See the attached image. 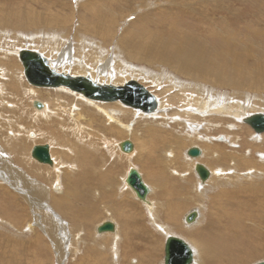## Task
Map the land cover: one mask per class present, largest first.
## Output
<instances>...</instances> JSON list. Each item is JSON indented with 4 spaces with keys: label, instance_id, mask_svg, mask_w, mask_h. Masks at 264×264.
<instances>
[{
    "label": "rangeland",
    "instance_id": "rangeland-1",
    "mask_svg": "<svg viewBox=\"0 0 264 264\" xmlns=\"http://www.w3.org/2000/svg\"><path fill=\"white\" fill-rule=\"evenodd\" d=\"M100 9H105L110 15L116 16L115 21L110 25H104V23L99 25L100 29L102 27L106 34L108 33L104 38L102 35L90 34L89 26H86V23L90 22H92L90 27L94 25L93 21H96L94 17ZM143 17L150 19L151 25H145L144 29L151 30V34L165 37L170 34L167 39L175 34L172 36V40L182 42L184 38L188 39L195 50L199 52L206 49L207 53L216 54L222 45H228L233 52L241 54L239 56V60H241L245 57L244 55L264 43V33L259 32V29L264 28V0H0V159L5 160L4 164H1L3 167L0 166V264H148L149 253L152 250L155 252V264H164L165 236L174 231L173 234L185 238L182 237L179 229L186 231L187 225L183 221L189 211L200 208L206 215L204 218L207 219L210 209L215 211V217L222 216L220 214H223L225 207L232 210V207L227 205L230 204V195H226V192L222 194L216 190L211 192L212 189H216L214 184L217 177L208 183L205 189L199 190V185H197L199 179H196L197 175L191 169L188 160L191 158L186 156L185 151L189 147L197 145L205 151L201 160L208 165H210L209 160H211L212 152L206 150L205 146L200 144L197 139V130H200V125L195 124L197 127H193L192 124L180 121L177 117H185L200 124L205 121L195 113L200 112L201 105H206L205 103L208 102L211 95L213 97H216L214 94L226 95L228 98L240 101L244 100L245 95L248 94L255 100L262 98L261 101L264 102V89L235 88L223 83L221 86H216L193 76H183L175 70H171L170 67L162 65L168 69V76H166L168 80L172 81L171 75L181 82L182 85L177 84V91L159 95V89L163 90V86H169L167 82L166 84H162L163 82L157 84L159 89L151 80H145L146 78H140L139 82L154 93L158 100L171 95V105L173 106H168L164 115L148 117L142 116V114L137 115L136 110L115 103L125 107L128 111L125 112L122 119L125 123L127 122L129 130L128 133L121 134L118 126H112L113 121L109 120L108 116L102 112L104 107L99 108L93 104L86 106V102L79 96L68 92L32 87L24 73L22 81H13V72L23 70V66L15 54L16 50L37 46L50 57L53 48L63 42L64 38L48 39L47 31L60 32L65 40H68L65 46L68 47L72 44L71 49L69 48L70 53L88 55V52L90 56L94 57L101 47H107L109 55L113 56L117 54L115 49L121 50V38L128 36V32L133 30L132 25ZM213 19L217 22L224 19L229 20L231 26L225 30L227 33L226 37L224 36L227 38L226 42L213 43L209 40V29L213 25ZM45 20L47 22L54 20V22L49 25ZM158 23L160 24L158 25ZM171 24L174 27H171ZM175 26H177V30ZM179 28L183 30H179ZM213 28L217 29V26H213ZM167 29L169 30L167 31ZM111 36L113 37L111 38ZM82 37L92 39L91 41L94 43L101 41L103 46L87 45L89 48L87 52L80 51L81 46L85 44H81ZM251 45H255V47L251 48ZM76 48L78 49L75 51ZM261 52L264 53V49ZM122 58L137 68V71L146 67L141 72L146 69L156 74L160 71L163 72V67L158 65L130 61L125 54L122 55ZM260 60L264 61V58ZM14 66L19 70L18 68L17 71L14 70ZM6 67H8L11 76H7L5 73L3 68ZM122 81L119 82L122 83ZM255 81L256 78L251 80L250 86H253L252 83ZM28 87L39 91L35 99L51 104L52 114L45 119L33 118V111L36 109L30 98L35 94H30L29 91L24 93V89ZM258 87H264V79L261 80V85ZM180 89L187 94L181 93ZM184 95H189V98L193 95L194 98L188 101ZM253 98L252 100L255 101ZM109 103L104 105H114L113 102ZM185 105L187 108H191L189 109L191 110L190 115L185 113ZM257 106L261 107L259 104ZM207 109L203 108L202 112L215 113L212 112L214 111L212 107L207 106ZM101 112L103 114L100 116ZM182 112L185 113V116ZM193 114L200 117L201 120L199 121L198 118L195 121ZM213 114L210 117H213ZM168 116H172L174 122H171ZM208 119L213 120L216 124L223 122L222 124L227 126L226 119ZM235 123L239 125V129L242 128V125L245 126L243 132L235 133L242 150L255 146L260 152L264 151V142L254 143L252 141L254 139H251V135L252 132L253 134L255 132L248 124L245 125L244 122L237 121ZM222 130L228 132L223 127L217 128L214 130L215 132L212 131V140L216 143H225L224 140H218V136L226 133L219 132ZM131 131L132 133L129 134ZM40 132L42 136L38 134ZM262 134L264 138V133ZM255 136L257 134L253 135V138ZM126 139H130L135 144L136 152L131 156H126L128 154L125 155L116 146L118 141ZM35 144L50 145L53 159H55L54 163L58 161L60 164L58 172L56 168H50L31 157V150ZM220 147L225 152H230L228 148ZM249 152V158L259 156V159H264V154H258L259 152L254 154L251 150ZM230 162L227 160L222 164L219 163V167L227 169L229 176L233 173L232 177L227 175L226 179L220 180V182L226 181L229 186L234 183L237 188L230 186L231 189L245 188L249 195L264 198V193L256 191L258 187L264 189V167L254 166L253 169H258L257 171L262 173L255 174V176L258 175L256 178L251 176V180L247 178L239 180L237 176H240V172L245 169L241 167L235 171ZM241 163L244 162H240V166ZM132 164L133 167L139 169L146 184L148 183L151 188L149 198L155 206L152 210H148L143 202L130 194V188H126L124 184V175L132 167ZM55 167L58 168V164L55 163ZM12 171L16 174L13 175ZM21 176L22 181H28L26 184L19 182ZM234 176L237 177V182L236 178L234 180ZM35 180L42 183L44 190L34 187ZM27 190L29 192L25 193ZM203 192L204 196H207L205 202L200 200ZM218 194H220V199ZM29 196L33 200L39 199V203L44 206L39 210L41 211L40 220L37 222L39 224L36 223L33 215ZM237 196L244 198L242 194ZM214 197H216V201L213 202L212 198ZM57 202H62L64 206L69 205L73 208L61 209ZM84 209L85 211L93 210V212L90 216L85 217L81 215ZM257 210L259 211L260 208L254 212ZM199 219L201 216L197 220L199 221ZM105 220L117 221L116 223L120 226V240L115 239L114 234L97 233L96 227ZM221 220H223L221 225L227 221L224 214ZM167 225L172 229H166ZM249 225L254 236L258 229L264 230V223L255 222V219H251ZM148 235L155 240V246L146 240ZM115 242L121 245L114 244ZM114 245H117L116 250ZM244 256V254L237 255V259ZM261 261H264L262 252L243 264H256ZM194 263L197 264V262Z\"/></svg>",
    "mask_w": 264,
    "mask_h": 264
},
{
    "label": "bare ground",
    "instance_id": "bare-ground-1",
    "mask_svg": "<svg viewBox=\"0 0 264 264\" xmlns=\"http://www.w3.org/2000/svg\"><path fill=\"white\" fill-rule=\"evenodd\" d=\"M183 7H184V5H183ZM94 18L96 19V21L95 20L93 21L94 22L93 26L90 27L92 22L86 23V26H89L88 32H90V34L94 33V34H98L100 36L102 35L103 38L106 37L108 35V33L106 34V31H104L102 29V27L100 29L99 25H102L103 23H104V25L105 24L110 25V23L115 21L114 19H116V16L110 15L109 12H107V10H105V9L104 10L100 9L98 14ZM149 21H150V19L148 17H143L140 20L136 21V23H134L131 27L133 30L128 32V36H123L121 38L122 44L120 45V48H121L122 52H121V50L120 51L118 50L119 48L115 49L117 54H115L113 56L109 55L108 50L106 49L107 47L106 48L101 47L102 49L100 48V51H98L94 57L90 56L89 53L87 52V50L89 49V48H87V45L103 46V44L101 43V41L99 43H94L93 41H91L92 39L91 40L86 39L85 37H82V40H81L82 43L81 44H83V43H85V44L83 46H81L82 48L80 51H86L88 55H86V54L77 55V54H75V52L70 53L69 48L72 47V44H71V46L66 47L65 45L67 44L68 40H65V37L63 35H61L60 32H54L53 33L52 31H51L52 33L47 31V38L48 39H51V38H62L63 39L64 38V40H63L64 43L61 42V44H59L57 47H54L50 57L47 56L46 53H44L42 51V49L37 47V46L31 47L29 49L38 51L40 54L44 55L48 59L49 64L53 68H55L58 72L71 74L73 76H90L92 78V80L98 84H114L116 86H120L129 80L140 81V78L141 79L146 78L145 80H147V79L151 80L152 82H154L155 85L160 84L162 82H163L162 84H166V82H167V84H169V86H163L164 87L163 90L159 89V87L157 85L156 88L159 89V91L157 90L159 92V95H161L162 93L166 94V92L170 93L174 90L177 91V87H178L177 84L179 83L180 85H182L180 81L173 78L174 76L171 77V75H170V78H172V81H170L166 78V76H168V71H167L168 69L165 68V66L170 67L171 70H175L177 73L182 74L183 76L184 75L185 76H193L195 78L205 80V81H207L213 85H216V86L217 85L221 86V84L223 83L225 85L228 84V85L235 87V88H241L242 87V88H248L250 90L264 89V87H258L261 85V80L264 79V61L260 60V59L264 58V53L261 52V50L264 49V43L262 45L259 44V46L255 47V45H256V43L254 42L255 40L252 41L255 43V45L254 46L251 45V48L253 46V47H255V49L252 52L249 51L250 53H248L247 55H244L245 57L243 59L239 60V56L241 54L233 52L232 48L228 45H222L221 49H219L216 54H211V53H207L206 49L203 52L196 51L194 46H192L191 42H189L188 39L184 38L185 35H184V37H182V38H184V40H182V42L175 41L174 39L172 40V36H174L175 34L171 35V37L169 39H167L168 38L167 36L168 35L170 36V34H168L166 37L163 35H161V36L153 35V34H151V30L148 31L147 29H144L145 25H147V26L151 25ZM53 22H54V20H50L47 23L49 25H52ZM151 23H154V22L151 21ZM33 24L35 25L34 21H33ZM159 24L160 23H158V25ZM95 26H97L99 29L96 28ZM167 26H168V24H167ZM213 26H217V29L213 28ZM230 26H231V24L229 23V20L224 19L221 22H217L215 19H213V25H211V27L209 29L210 30V33H209L210 39L209 40L212 41L213 43H215V42H218V43L219 42H223V43L226 42L227 38H224V36L227 35V33L225 32V30L228 27L230 28ZM171 27H174L173 24H171ZM176 27L177 26H175V29H176ZM109 28H111V27L109 26ZM150 28H151V26H150ZM158 28L160 29V27H158ZM104 29L106 30V28H104ZM181 29L182 28H179V30H181ZM119 30H120V28H119ZM164 30H166V29H164ZM168 30L169 29H167V31ZM232 30L233 29L231 28V31ZM143 32H145V33H143ZM164 32H166V31H164ZM259 32L261 34L264 33V28L259 29ZM109 33H111V32H109ZM162 33H163V31H162ZM182 34H183V32H182ZM178 35H180V34H178ZM191 35H189V36H191ZM120 36H121V34H120ZM112 37L113 36H111V38ZM103 38H102V41H103ZM218 38H220V39H218ZM100 40H101V38H100ZM109 40H111V39H109ZM230 40H231V38H230ZM232 40H234V39H232ZM111 41H113V40H111ZM105 45H107V44H105ZM95 48H98V47H95ZM23 49H27V48H20V50H23ZM77 49L78 48H76L74 50L76 51ZM20 50L15 51V54H17V56L19 55ZM123 54H125L128 57V59H130V61L133 60V61H137V62H146L149 64L158 65L161 68L163 67L162 68L163 72L160 71L158 74H156L154 72L155 73L154 74L153 72H150L149 69H146L145 71L141 72V70H143L146 67L140 68V70L137 71V68H134L133 66L130 65L131 63L127 62V60L122 58ZM18 58H19V56H18ZM21 65H22V63H21ZM162 65H165V66H162ZM6 68H3L5 73L7 74V76H11L10 71L8 70V67H6ZM13 68H14V70L17 71L18 67L16 68L14 66ZM18 70H19V68H18ZM23 73H24V68L22 71L19 70L18 72L14 71L13 74L11 73L12 77H13V81H18V82L22 81L23 80ZM255 78H256V81L252 83L254 87L250 86L251 80H254ZM8 79L12 82L10 77H8ZM122 80H124V81H122ZM119 81L120 82L122 81V83H120ZM257 83H258V85H257ZM152 85H153V83H152ZM32 87L31 88L28 87V88L24 89V93H28V91H29L30 94H33V93L35 94L34 96H32L30 98V101L33 103L35 100H38V99H35V97L39 94V91H37L35 88H32ZM167 88H168V90H167ZM45 89H54L56 92H66V93L68 92L70 94L77 95V96H79V98H81V100L86 102L85 103L86 106L89 104H93V105L98 106L99 108L104 107V108H102V112L105 113L106 116H108L109 120L113 121L112 126H115V127L118 126L119 132H121V134L128 133V130H129L128 124H126L127 122L125 123L122 119V117H124L123 115L125 114V112L127 110L125 108L126 106L124 104H122L120 101L113 102L114 105H104L105 104L104 102H98V101L88 99V98L84 97L82 94L76 93V92H74V91H72L66 87L45 88ZM208 91L210 92V90H208ZM180 92L183 94H187L186 92L182 91V89H180ZM188 94H190V93H188ZM214 95H216V97H213L211 95V97H209V100H208V102H212V103L208 104V102H207V103H205L206 105L202 104L200 112L195 113V114H197V116L202 117L203 121H205L206 123L202 122L199 124V122H192V121L188 120L187 118L181 117V116L177 117V118L180 121H184V122H187L188 124H192L193 127H197L195 124L200 125V130H197V139L199 140L200 144H203L205 146L206 150L212 152L211 160H209L210 165H208V164H204L201 160V159H203L202 157L205 155V151L202 150L200 147L199 148L203 151V154L201 155L200 159L199 158L198 159H194V158L188 159L189 157L187 156V150L191 147H197V145L191 146L185 151V154L188 157L187 159L189 160V163L191 164V169H193L194 173H195L194 168H195L196 163H202L205 166H207V168H209L211 170V177L209 178V180L205 184H202L198 177L196 178V179H199V180H197V182H198L197 185H199V190L205 189L208 186V183H210L211 181H213L217 177L218 179L215 181V184H214V188H216V189H212L211 192L216 190L217 192H222V194L226 192V195H230L231 196L230 197L231 198L230 204H227V205L232 207V210H231L232 212L230 210H228L227 207H225V205H226L225 204L224 207L226 209H224L223 214H224V217L227 221L221 225L220 224V223H222L221 221L224 220V219L221 220V217L223 216L222 213L220 214L222 216L217 215V217H215V211L213 209H210V212H209L210 215L207 217V219H205L204 216H206V215L201 211L200 208L192 209V210H197L199 212V216H201V219H199V221L196 220L195 223H193L191 225L186 224L187 225L186 231H184L182 229H179V230H180L181 235H183L182 237L186 238V239L184 238L185 241L187 240V242L193 248L194 256H195L194 262H197V264H217L219 262H221L222 264H243L246 261L249 262L250 260L254 259L261 252L264 254V230H262L261 228H260L261 230L258 229L256 231V236H254L253 230L249 225V222L251 219L252 220L255 219V222L264 223V198H261L259 196L255 197V196L249 195L248 190L245 188L233 190L230 188V186L232 188H235V189L237 188V185L235 186L234 183L230 184V186H229V183L226 181L220 182V180L226 179V176L228 175V173H227V169H223L222 167H219V163L222 164L223 162L230 160L231 161L230 164H233V169H235V171H238V168L241 169V167L243 169H245L243 172H240L241 173L240 176H237L239 178V180H241L243 178H247V179L251 180V176L254 177L255 174H262L259 171H257L258 169L256 170L253 168L255 165H260V166L264 167V159H261V158L259 159V156H257V155H256L257 157H255V158H253L252 156L249 158L248 154L250 153L249 150H251L254 154L259 152L258 154H262V155L264 154V153H262L264 151L260 152L259 150H257V148L255 146H251L250 148L244 149V150L241 149V146L239 145L240 141L235 136V133L238 131L243 132L244 131L243 127H245V126L242 125V128L239 129V125L237 123H235V121L242 122V120L247 116L253 115L255 113H260V112L263 113L264 112V102L261 101L262 98H261V100H259V99L255 100L253 97H250L248 94L245 95L244 100H240V101H237L235 98H228V96H226V95H217V94H214ZM170 96L171 95L159 100V107L154 113L144 114V113L136 110L137 115L142 114V116H148V117L164 115V113L168 110V106L171 105L172 98ZM184 96L186 97V100H188V101L191 100L192 98H194L193 95H191L190 98H189V95H184ZM252 98L255 101H253ZM256 101H257V104H259L261 106L260 108L257 106ZM42 103L44 104V107L41 110H37L35 108L36 110L33 111V118L34 119H36V118L45 119L50 114H52L53 108L51 107V104L47 101L42 102ZM115 103H120L125 107L123 108V107H121ZM82 104H84V103L82 102ZM106 106H107V109H105ZM171 106H173V105H171ZM207 106L212 107V109L214 110L212 112H215V113L213 114V113H210L209 111H203L202 112L203 108H205V110H208ZM185 107H186L185 113H188L190 115L191 110H189V109H191V108H189V107L187 108V105H185ZM183 110H184V108H183ZM192 110H196V109H192ZM98 111H99V109H98ZM102 112H101L100 116L103 114ZM182 113H183V115L185 114L184 112H182ZM212 114H213V117H210V115H212ZM197 116H194V114H193V119H195V121H196L199 118V121H200L201 118L197 117ZM216 116H218V117H216ZM168 117H169L171 122H174L172 119V116H168ZM187 117H190V116H187ZM161 118H163V117H161ZM208 118L226 119L227 126H224L222 124L223 122L216 124L213 122V120L208 119ZM109 126H110V124H109ZM112 126H111V128H112ZM133 126H134V124H133ZM192 126H190V127H192ZM222 127L225 130H228V132L223 131V130L219 131V132H226L225 133L226 135L223 134L221 136H218V140L220 138H223L222 141L224 140L223 142H225V143H216L214 140H212V138H213L212 131L216 130L217 128L219 129ZM125 128H128V129H126L127 131L124 130ZM122 130H124L126 132H124ZM9 131H11V130H9ZM194 131H196V130L194 129ZM131 133H132V131L129 132V134H131ZM20 134H22V133H20ZM38 134H41V136H42L41 132ZM255 134H253V132H252V135H251V139H254V140H252L254 143L264 142L263 134L261 136L257 134V136H255V138H253V135H255ZM119 142L120 141H118V143H116L117 147H118ZM231 145H233V147H231ZM24 146H26V145L24 144ZM220 146H224V147L228 148L230 150V152L229 153L225 152ZM134 152H136V151H134ZM51 156H52V158H54L52 153H51ZM126 156H131V154H128ZM53 160H55V159H53ZM4 161H5L4 159H2V158L0 159V166H2L1 164H4ZM240 162H244V163H241V166H240ZM55 163L58 164V168L55 167ZM55 163L53 166H49V165H47V166H49L50 168H56V171L58 172L60 169L59 168L60 164L58 163V161H56ZM72 167H73V165H72ZM132 167H133V164H132ZM214 167H215V169H213ZM256 167H258V166H256ZM130 168L128 169L126 175H124L125 176L124 177V184H125L126 188H128V189L130 187L126 184L125 179H126V176L129 172ZM254 172H257V173H254ZM229 173H230V171H229ZM12 174L15 175L16 173H13V171H12ZM185 174H187V173H185ZM235 175H237V174H235ZM16 176H18V175H16ZM232 176H233V173H231L229 177H232ZM256 176H258V175H256ZM256 176H255V178H256ZM237 177L234 176V180H236ZM11 178H13V177H11ZM261 178H263V177H261ZM143 179H144V177H143ZM237 181H238V179L236 180V182ZM19 182L22 184H26V182H28V181L27 180L22 181V176H21V181H19ZM61 182H62V180H61ZM147 185H148V183H147ZM34 187L38 188V190H40V189L44 190V189H42L43 188L42 183L38 182L37 180H35ZM221 188H223V189H221ZM45 189L47 191V188H45ZM128 189H126V190H128ZM259 189H261V188L258 187V190H256V191L264 193V189H261V190H259ZM130 191H129V193L133 194L134 197L136 198V196H135L134 192L131 190V188H130ZM28 192L29 191L27 190V192H25V193H28ZM204 192L206 193V191H204ZM204 192L202 194L203 196L200 197V200L205 202L207 196H204ZM239 194H242L244 198L243 199L239 198L237 196ZM218 197L220 199V194H218ZM212 199L214 202L216 197H214ZM38 200L39 199L33 200L31 198V196H29L30 206L32 207L31 209H32L33 215L35 216L36 223L40 220L39 218L41 217V211H39V210L44 208V206L41 203H39ZM147 200H150L149 196L147 197ZM255 200H257L255 203L257 206L255 204H253ZM57 205H59V207L61 206V209L65 208V207H67V208L69 207V209L71 208L69 205L64 206V204H62V202H57ZM144 205L147 207L148 210H152L153 206H154L153 202L151 203V206H147L145 203H144ZM71 206H72V204H71ZM254 206H256V208H254ZM258 208H260L261 212L259 213L260 210L259 211L257 210V212H254ZM227 210H228V212L226 213ZM191 211H189V212H191ZM92 212H93V210L92 211H85V209H84L81 212V215H84L85 217H87V216H90ZM201 213H202V215H201ZM151 215H153V214H151ZM185 216H184V218H185ZM41 222H42V220H41ZM37 224H39V223H37ZM116 226H117V231L115 233H107V234H111V235L114 234L115 239L120 240V238H121V235H120L121 233L119 234V227L120 226H118L117 223H116ZM160 226H162V225H160ZM97 227H96V230H97ZM165 228L166 229H172L168 225L165 226ZM171 233L169 232L166 234L165 241H166V238L168 236L175 235V234H173L174 231ZM175 236H177V235H175ZM150 237L148 235V238L146 240H148L149 242L148 241L147 242L149 244H153L155 246V244H156L155 240L151 239ZM64 244H63V246H64ZM114 244L118 245L119 243L115 242ZM119 245H121V244H119ZM116 246L114 247L115 250H116ZM62 252H64V251H62ZM154 253H155L154 250H152V252L149 253L150 260H149V263L147 261L148 264H155ZM117 254L119 255L118 252H117ZM241 254H244L245 256L237 259V255H241ZM119 257H120V255H119ZM243 259H245V260H243ZM163 260H164V258H163ZM193 264H195V263H193Z\"/></svg>",
    "mask_w": 264,
    "mask_h": 264
},
{
    "label": "water",
    "instance_id": "water-1",
    "mask_svg": "<svg viewBox=\"0 0 264 264\" xmlns=\"http://www.w3.org/2000/svg\"><path fill=\"white\" fill-rule=\"evenodd\" d=\"M18 56L23 65L26 80L34 87H66L94 101L104 103L120 101L125 106L144 114L154 113L159 107L158 98L137 80H129L120 86L98 84L90 76H73L58 72L49 64L48 59L38 51L23 49L19 51ZM33 106L37 110H41L44 104L35 100ZM242 122L248 124L256 134L264 133V112L247 116ZM118 147L124 154H132L135 151V144L130 139L119 142ZM202 154L203 151L199 147H191L187 150V156L190 158L197 159ZM31 157L41 164L54 165L49 144H35L31 150ZM194 171L202 184H205L211 177V170L202 163H196ZM125 182L139 201L151 206L152 202L147 200L151 188L145 183L143 175L137 168H130ZM198 217L199 212L192 210L185 216L184 222L191 225L195 223ZM116 231L117 226L113 220H105L97 227L98 234L115 233ZM194 260V250L187 241L175 235L166 238L164 264H193ZM256 264H264V261Z\"/></svg>",
    "mask_w": 264,
    "mask_h": 264
}]
</instances>
